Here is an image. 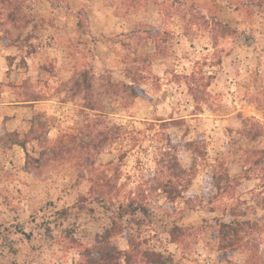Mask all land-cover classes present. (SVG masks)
I'll use <instances>...</instances> for the list:
<instances>
[{
    "label": "rangeland",
    "instance_id": "rangeland-1",
    "mask_svg": "<svg viewBox=\"0 0 264 264\" xmlns=\"http://www.w3.org/2000/svg\"><path fill=\"white\" fill-rule=\"evenodd\" d=\"M213 21L235 32L217 35ZM85 69L94 109L74 90ZM193 72L201 111L189 90ZM201 74L211 76L206 87ZM0 82V130L23 135L42 112L50 144L59 135L78 137L66 158L31 170L20 146L0 153L1 264H78V248L62 230L89 245L132 199L146 210L137 211L140 224L133 226L143 245L176 264H264V233L256 236L253 263L244 250L223 260L215 239L218 221L234 213L264 222L255 201L264 195V164L254 163L264 130L253 141L244 126L247 117L264 126V0H0ZM132 84L152 99L133 97ZM31 91L43 99L22 102ZM101 131L120 135L103 142ZM194 140L205 143V156L185 148ZM170 149L184 168L197 164L189 191L175 202L153 188ZM219 162L230 175L226 190L206 186ZM91 171L111 180L112 194L102 202L90 193ZM175 226L180 242L170 233ZM115 240L129 247L123 235Z\"/></svg>",
    "mask_w": 264,
    "mask_h": 264
},
{
    "label": "trees",
    "instance_id": "trees-1",
    "mask_svg": "<svg viewBox=\"0 0 264 264\" xmlns=\"http://www.w3.org/2000/svg\"><path fill=\"white\" fill-rule=\"evenodd\" d=\"M20 8V7H18ZM17 11H11L8 15L12 20L16 19ZM204 19V16H201ZM212 25H215L217 34L220 32L222 35H232L235 30L230 26L223 24L220 21H213ZM79 77L73 81L74 90L76 93L84 92L88 97V106L92 109L96 108L95 103L92 99L93 82L91 74L88 69H85L79 73ZM195 84L196 87L189 85L190 93L194 97L195 106L198 111L202 110L201 98L199 88H197V73L193 72L188 77ZM202 80L207 79L203 86L209 85L210 75L205 77L201 74ZM3 82H0V95L2 93ZM130 88V94L133 97H144L152 99V97L142 87L136 85H128ZM22 102L26 104H33L35 101H40L43 98L37 93L30 92V94L22 95ZM245 120V133L253 140L257 141L262 135L264 126L254 117H247ZM175 122V120L167 121ZM51 125L45 118L42 112H36L31 121L30 128L25 134H21L17 130H9L3 127L0 130V153H5L7 150L14 146H20L26 152V167L31 170L30 165L37 164L41 165L44 160H54L58 158H66L68 153H71L76 147L78 137L76 135H59L51 144L47 137ZM118 130V127L116 128ZM104 135L106 142H114L119 137V132L116 131L111 134L108 131H101ZM36 144L37 149L30 150V144ZM185 148L194 152L199 157L206 155V145L199 140L187 141ZM87 146H92L87 143ZM103 145H96L95 147L101 148ZM176 146V145H175ZM177 147V146H176ZM259 157L254 160L256 165L264 164V149L259 150ZM163 175L157 179L155 190H161L166 196L167 201L175 202L177 199L183 197L187 191H189L193 179L196 176L197 164H194L189 168H184L178 158L177 152L166 151L163 153ZM212 173V174H211ZM206 176V186L213 183V185L220 189L226 190L227 186L230 185V175L227 167L222 163H217L212 172ZM90 179L92 186L90 188L91 194H96L97 200L101 201L106 196L112 194L113 187L111 180L106 176L104 172L96 173L91 171ZM256 205L264 209V195L259 194L255 199ZM146 211L145 207L136 204L135 200L132 199L126 204H120L118 211L113 217L111 224L106 226L103 231L98 232L94 236V240L89 245H83L81 241L74 237L73 230L71 228H65L62 230L64 237L72 241L76 245L79 251L80 260L78 264H176L171 254H166L162 251H158L151 247H146L141 241L138 231H135L133 226L135 223H139V219H135V214L138 210ZM235 212V211H234ZM62 217L69 214L68 209H64L59 212ZM235 217L233 220L218 221V227L216 229L215 239L218 242V250L223 260H230L232 256L238 250H244L248 252V261L256 262L259 256V244L256 243V236L260 233H264V222L240 220L238 214H233ZM240 215H245L241 213ZM134 218V219H132ZM137 232V233H136ZM182 232V228L175 226L171 229L170 233L174 242H180L179 234ZM117 235H123L127 241L129 247L122 249L115 240ZM1 264V263H0Z\"/></svg>",
    "mask_w": 264,
    "mask_h": 264
}]
</instances>
